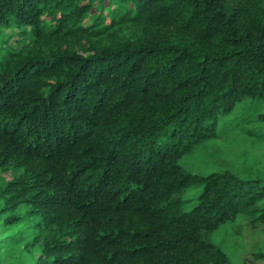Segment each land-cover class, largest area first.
<instances>
[{
	"label": "trees",
	"instance_id": "obj_1",
	"mask_svg": "<svg viewBox=\"0 0 264 264\" xmlns=\"http://www.w3.org/2000/svg\"><path fill=\"white\" fill-rule=\"evenodd\" d=\"M248 100L264 0H0V217L30 224L34 264H233L210 238L258 231L264 178L180 161Z\"/></svg>",
	"mask_w": 264,
	"mask_h": 264
},
{
	"label": "rangeland",
	"instance_id": "obj_2",
	"mask_svg": "<svg viewBox=\"0 0 264 264\" xmlns=\"http://www.w3.org/2000/svg\"><path fill=\"white\" fill-rule=\"evenodd\" d=\"M261 110H264L262 102H238L235 109L220 120L218 137L198 144L191 154L181 159V167L201 175L228 170L240 178H264V125L253 120ZM242 115L244 118L241 120H244L241 125L245 121L247 127L260 137L251 138L245 136L241 129L233 130ZM12 177V173L0 175V189ZM200 192L201 188H192L183 195L185 200L190 201L185 205L187 210L195 204ZM249 227V222L240 217L235 223L222 226L210 242L220 247L233 264H243L246 255L264 252V224L259 225L258 231L253 234H250ZM32 234L29 223L18 227L6 226L4 218L0 217V264H34L39 249L26 247L33 240ZM258 264H264V261Z\"/></svg>",
	"mask_w": 264,
	"mask_h": 264
}]
</instances>
